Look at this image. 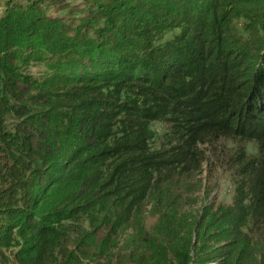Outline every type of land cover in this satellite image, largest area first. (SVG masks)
Here are the masks:
<instances>
[{
    "label": "trees",
    "instance_id": "1",
    "mask_svg": "<svg viewBox=\"0 0 264 264\" xmlns=\"http://www.w3.org/2000/svg\"><path fill=\"white\" fill-rule=\"evenodd\" d=\"M0 261L264 264V0H0Z\"/></svg>",
    "mask_w": 264,
    "mask_h": 264
},
{
    "label": "rangeland",
    "instance_id": "2",
    "mask_svg": "<svg viewBox=\"0 0 264 264\" xmlns=\"http://www.w3.org/2000/svg\"><path fill=\"white\" fill-rule=\"evenodd\" d=\"M45 71L42 62H36L28 66V72L34 76H40ZM152 127L156 131V145L162 150L168 148L165 132L168 125L163 121L152 122ZM199 147L204 152L206 160L203 165L202 178L205 194L215 198L216 201L231 203L236 175L232 169V161L236 159L237 153L241 151L248 154H257L259 144L255 139L241 137H221L207 138ZM155 217L148 215L146 225L149 227L154 222ZM0 264H5L0 261Z\"/></svg>",
    "mask_w": 264,
    "mask_h": 264
}]
</instances>
